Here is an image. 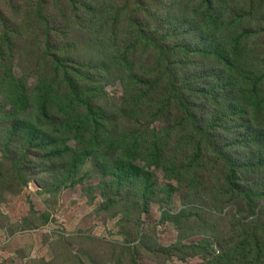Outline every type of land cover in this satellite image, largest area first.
Listing matches in <instances>:
<instances>
[{
    "label": "rangeland",
    "instance_id": "rangeland-1",
    "mask_svg": "<svg viewBox=\"0 0 264 264\" xmlns=\"http://www.w3.org/2000/svg\"><path fill=\"white\" fill-rule=\"evenodd\" d=\"M5 1L7 5L14 0H0V4ZM101 1L108 9H116L127 0ZM199 1L129 0L127 9L116 18L125 26L130 24V16L154 26L158 16L166 23L159 25V31L169 32L171 44L196 47L194 54H184V48L178 47L176 60L183 62L177 69L198 109L207 102V95L195 88H220L227 82L228 91L239 86L246 90L249 75L264 74V0H213L206 14ZM150 9L157 16L149 14ZM93 26L88 31H73L69 42L76 59L102 66L96 87L102 91L99 104L107 111L103 109V139L96 147L104 152L91 156L78 174L82 179H75L77 184L69 182L62 188H54L56 176L66 169L61 160H34L38 175L29 178V166L23 161L28 182L16 187L12 176L15 164L0 148V264H264V114L258 119L245 113L236 130L241 143L226 146L240 162L249 164L238 173L244 186L259 194L253 213L239 196H217L224 176L220 165L202 159L187 171L192 150L184 143L187 132L179 126L178 118L185 115L184 110L170 106L158 114V95H142L129 84L130 70L144 75L155 64L151 51L140 45L127 61H116V53L125 46L124 35L115 36L108 26L99 32V21ZM126 28L127 34L136 37L132 26ZM21 48L13 61V72L31 93L48 69L36 64V51ZM219 50L236 59L231 73L218 59ZM259 86L264 88V78ZM216 99L212 97L204 113L223 108L220 99L213 103ZM4 103L5 96H0V129L10 107ZM3 136L0 132V146ZM125 136L131 142L137 139L140 145L153 137L162 144L161 163L150 164L152 159L144 146L136 152L139 168L133 175L146 167L156 189L147 201L141 192L143 179L140 182L135 175L118 190L116 176L121 172L113 160L122 153L114 151L112 138ZM221 141L223 145L225 141ZM48 154L33 155L36 159ZM130 195L135 197L130 199ZM141 199L148 202L147 210ZM256 229L260 248L250 245Z\"/></svg>",
    "mask_w": 264,
    "mask_h": 264
},
{
    "label": "trees",
    "instance_id": "trees-1",
    "mask_svg": "<svg viewBox=\"0 0 264 264\" xmlns=\"http://www.w3.org/2000/svg\"><path fill=\"white\" fill-rule=\"evenodd\" d=\"M92 1L14 0L7 5L6 1L0 4V96H5L4 107H7L6 102L10 106L7 114L3 115V121L6 120L5 125L8 126L4 125L0 129V132L4 133L0 148L4 157L15 164L12 176L16 187L28 182L23 173V161L29 166L26 171V174L30 173L27 174L29 178V175H38L34 160L51 157L61 160L65 165L63 169H66L56 176L54 188H62L68 186L69 182L77 184L74 181L82 179L78 174L91 156L104 152L98 149L100 147H96L103 139L101 137L106 122V113L103 112L105 108L99 104V94L102 91L96 87V84L100 83L98 70L102 66L76 59L70 52L69 42L73 31L94 29L93 25L99 21V32L103 31V26H108L115 36L124 35L125 46L116 53V61H127L132 50L140 45L151 51L155 64L149 68V72L142 75V72L130 70L128 81L129 84H134L142 95H158V114L164 113L170 106L184 110L185 115L180 113L178 118L179 126L187 132L184 143L192 150L191 158L188 156L187 171L193 169L197 161L202 159L220 165L224 176L220 194L217 196H239L244 200L243 204H247L254 213L255 196L259 194L253 188L244 186L238 173L239 169L249 164L240 162L239 156L232 150L228 152L226 146L241 143L236 130L244 122L245 113L250 112L258 119L264 114V88L259 86L262 85L264 74L253 78L248 76V91L239 86L229 92L227 82L220 88H195L197 92H205L207 95V102H203V106L198 109L187 92V86H183L177 69L178 64L183 62L176 60L178 47L184 48V54L196 53V47L191 49L182 44H171L168 41L169 32L159 31V25L165 26L166 23L151 9L147 11L157 16L155 21L158 24L153 26L142 18L130 16V24L125 26L121 21H116V18L127 9L129 0L124 5L118 3L116 9H108L105 1L97 0V5H93ZM212 4L213 0H200L198 6L206 14L211 10ZM119 26H122L121 30ZM127 26L133 27V32L137 33L136 37L131 33L127 34ZM20 46L22 51L25 48L36 51V64H42L48 69L46 76L38 79L31 93L23 80L13 72V61ZM227 54L219 50L218 59L226 66L225 70L228 69V73H231L235 68L236 59ZM242 71L243 69L239 73L240 77ZM212 97L217 98L214 104L220 99L223 108L216 112L211 109L204 113ZM226 121L231 122L228 123L230 126ZM221 138L225 141L223 145ZM159 142L155 137L143 145H140L137 139L131 142L126 136L121 139L112 138L114 151L122 153L121 157L113 160L121 172L116 176L118 190L119 186L122 187L135 175L134 179L140 182L141 178L143 179L141 192L144 200L147 201L151 191H156L146 167H140L134 175L133 171L139 168L135 161L136 152L140 151L141 146L149 153L152 159L150 164L161 163L162 144ZM45 151L49 152L47 156L41 155L34 159V153ZM17 191H20V188ZM134 197L135 195H130L129 198ZM143 199V208L147 210L148 202ZM114 202L119 203L115 199ZM189 214L187 212V220L190 219ZM259 236V230L256 229L251 246L260 248L262 241ZM261 252L264 255L262 250Z\"/></svg>",
    "mask_w": 264,
    "mask_h": 264
}]
</instances>
